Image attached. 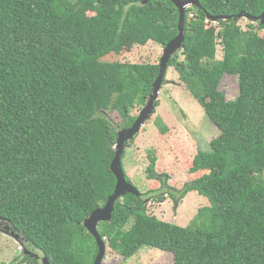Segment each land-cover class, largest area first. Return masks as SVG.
Wrapping results in <instances>:
<instances>
[{"label": "trees", "instance_id": "16d2710c", "mask_svg": "<svg viewBox=\"0 0 264 264\" xmlns=\"http://www.w3.org/2000/svg\"><path fill=\"white\" fill-rule=\"evenodd\" d=\"M199 1L187 9L186 39L168 68L220 141L193 158L190 172L205 173L193 184L170 190L160 181L177 203L198 191L211 205L180 226L149 214L152 192L128 193L99 231L125 259L149 246L171 252L174 264H264V24L207 19L260 17L264 0ZM179 18L170 0H0V219L50 264L95 263L99 247L83 222L114 193L118 132L133 125V109L147 103L160 72V63L104 57L151 41L164 48ZM225 74L238 77L234 100L220 90ZM156 162L150 158L149 177Z\"/></svg>", "mask_w": 264, "mask_h": 264}, {"label": "rangeland", "instance_id": "374dc122", "mask_svg": "<svg viewBox=\"0 0 264 264\" xmlns=\"http://www.w3.org/2000/svg\"><path fill=\"white\" fill-rule=\"evenodd\" d=\"M191 6H187V9ZM237 23L243 29H247L250 23L258 24L245 17L238 19ZM211 24L218 26V22L211 21ZM261 35L264 36V30L261 31ZM163 49L161 45L151 41L145 46H135L121 55L110 54L104 57V60L157 64L160 63ZM223 54L222 46L219 44L217 59H221ZM220 90L226 94L227 99H236L240 93L238 77L225 74ZM158 100L159 105H156L152 117L142 126L138 135L132 140L131 146L126 147L122 159L123 167L128 181L140 192H152L147 198L149 214L180 226H189L199 210L211 205L209 199L198 191H192L177 203L167 195L166 188V191H163V183L160 180L166 179L167 188L170 190H182L188 184H193L205 174L190 172L193 158L199 150L210 151L213 142L220 136V131L206 115L202 105L179 79L174 67H169L167 70ZM144 107L145 105H137L132 111L133 116L138 117ZM108 117L116 124L121 122L117 113L108 114ZM158 119L161 120L162 126L168 128L167 133L161 132L157 124ZM219 141L217 139L214 143L218 146ZM151 157L157 159L154 177H149L147 172ZM161 194L165 195V201H156L155 198ZM6 227L7 224L0 219V264H45L41 251L37 249L33 251L32 247L27 249L21 242L22 236L17 240L6 232ZM26 249L28 251L25 253ZM28 257L35 262H28ZM103 264H174V256L171 252L144 246L134 256L125 259L108 247Z\"/></svg>", "mask_w": 264, "mask_h": 264}, {"label": "water", "instance_id": "95a60500", "mask_svg": "<svg viewBox=\"0 0 264 264\" xmlns=\"http://www.w3.org/2000/svg\"><path fill=\"white\" fill-rule=\"evenodd\" d=\"M179 9L180 18L178 23V35L171 40L163 49V55L160 60V72L153 85V92L150 95L144 109L141 111L140 115L137 117L133 125L129 128L120 129L118 132V141L116 144V154L111 163V170L115 174L117 183L114 193L108 198L107 203L102 208H97L89 217L85 219L83 225L87 230L95 237L97 244L99 246V252L95 259L94 264H103V260L107 253L108 244L105 241L98 230V226L102 221H111L113 219V213L115 211V204L120 197L125 196L128 193L135 194L137 196L142 195V192L138 190L126 177V172L122 164V158L125 153L126 144L129 141L135 139V137L140 132L142 126L148 121L154 114L156 108V102L159 98L162 85L165 81L166 73L168 70L169 62L173 55L182 49L183 43L186 39L185 23L187 15V6H200L199 0H170ZM149 0H143V4H147ZM234 18L236 21L242 17L249 20L260 21L264 24V13L260 17H251L243 12L239 13L237 16L230 15H219L213 16L207 14V19L219 22L221 19ZM148 202V199H146ZM6 232L10 233L11 236L20 239L21 234L17 233L15 230L11 229L9 226L6 227ZM28 250H25V253ZM38 258V256H36ZM45 264H50L46 257H43Z\"/></svg>", "mask_w": 264, "mask_h": 264}, {"label": "flooded vegetation", "instance_id": "af4514ba", "mask_svg": "<svg viewBox=\"0 0 264 264\" xmlns=\"http://www.w3.org/2000/svg\"><path fill=\"white\" fill-rule=\"evenodd\" d=\"M199 3H200V1H199ZM194 6V5H193ZM201 6V5H200ZM199 6V7H200ZM192 7V6H191ZM3 221V220H2ZM3 223H6L5 221H3ZM22 243H25L24 245H25V247L28 249V242H27V240H25L24 239V237H22V241H21ZM32 251V250H31ZM34 251V250H33Z\"/></svg>", "mask_w": 264, "mask_h": 264}]
</instances>
